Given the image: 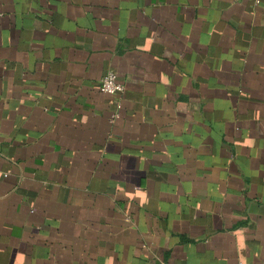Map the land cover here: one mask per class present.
<instances>
[{"label": "crops", "instance_id": "obj_1", "mask_svg": "<svg viewBox=\"0 0 264 264\" xmlns=\"http://www.w3.org/2000/svg\"><path fill=\"white\" fill-rule=\"evenodd\" d=\"M0 264H264V0H0Z\"/></svg>", "mask_w": 264, "mask_h": 264}, {"label": "built area", "instance_id": "obj_2", "mask_svg": "<svg viewBox=\"0 0 264 264\" xmlns=\"http://www.w3.org/2000/svg\"><path fill=\"white\" fill-rule=\"evenodd\" d=\"M254 3H259L261 0H251ZM100 88L102 92L116 95L120 94L124 90L123 83L119 80L116 73L113 70L107 71L100 80Z\"/></svg>", "mask_w": 264, "mask_h": 264}]
</instances>
